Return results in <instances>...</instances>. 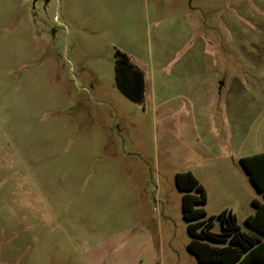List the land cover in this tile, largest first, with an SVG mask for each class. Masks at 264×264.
I'll use <instances>...</instances> for the list:
<instances>
[{
	"label": "rangeland",
	"instance_id": "374dc122",
	"mask_svg": "<svg viewBox=\"0 0 264 264\" xmlns=\"http://www.w3.org/2000/svg\"><path fill=\"white\" fill-rule=\"evenodd\" d=\"M260 152L264 0H0V264H203L176 174L246 228Z\"/></svg>",
	"mask_w": 264,
	"mask_h": 264
},
{
	"label": "trees",
	"instance_id": "16d2710c",
	"mask_svg": "<svg viewBox=\"0 0 264 264\" xmlns=\"http://www.w3.org/2000/svg\"><path fill=\"white\" fill-rule=\"evenodd\" d=\"M115 83L131 100L142 102L146 95V76L124 50L114 51ZM240 162L256 188L264 194V152L244 156ZM179 189L185 191L182 198V209L188 221L191 239L188 249L203 264H264V203L253 199L256 211L244 219L246 228L238 223L236 212L226 209L220 213L224 232L215 233L211 221L204 218L208 201L205 186L190 171L176 174ZM194 190L195 192H191ZM214 216H211L212 220ZM209 239L218 241L214 244Z\"/></svg>",
	"mask_w": 264,
	"mask_h": 264
},
{
	"label": "crops",
	"instance_id": "0c3cea01",
	"mask_svg": "<svg viewBox=\"0 0 264 264\" xmlns=\"http://www.w3.org/2000/svg\"><path fill=\"white\" fill-rule=\"evenodd\" d=\"M142 69V68H141ZM145 76H146V73H145ZM146 86H147V81H146ZM254 199H257V198H254ZM259 200V199H258ZM263 203V202H262ZM249 216V215H248Z\"/></svg>",
	"mask_w": 264,
	"mask_h": 264
}]
</instances>
